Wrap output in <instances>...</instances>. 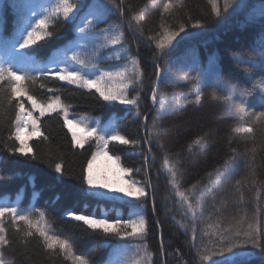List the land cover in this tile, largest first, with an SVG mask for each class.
I'll return each mask as SVG.
<instances>
[{
  "label": "trees",
  "instance_id": "16d2710c",
  "mask_svg": "<svg viewBox=\"0 0 264 264\" xmlns=\"http://www.w3.org/2000/svg\"><path fill=\"white\" fill-rule=\"evenodd\" d=\"M48 3L49 0H0V36L4 35L5 25L9 33L0 40V61L11 59L6 40L14 34L21 14L27 12L21 6ZM97 3L107 11L102 19L93 21L89 33H80L78 25L89 7ZM230 3L225 12L224 0H219L222 11L221 16L216 17L209 0H184L185 6L172 15H165L164 21L176 29L180 23L187 25L191 17L192 21L201 20L202 27L188 26L164 55L148 39L161 31L159 0H123V3L121 0H85L74 22L58 21L52 29L54 35L36 47L34 61L24 65L26 71L39 76L40 71L50 65L52 56L69 43L72 45L68 49L70 56L76 52L86 63L82 72L89 69L92 74L98 70L117 71L129 66L131 57L140 61L143 88L135 86L141 95L139 116L137 108L118 101L106 102L94 89L88 91L52 79L43 82L61 89L58 94L71 116L92 115L101 119V130L117 128L127 138L141 142L136 148L120 144H110L109 148L113 156L120 157L122 166L140 169L132 173V179L140 183L150 181L148 196L144 201H137L94 195L96 191L83 182L82 174L98 142L91 140L84 149L73 146L71 134L63 127L58 113L41 118L42 131L49 139L30 141L36 159L13 155L10 149L14 141L8 137L14 109L8 105L6 93L0 92V176H3L0 203L18 204L36 214L44 211L52 222V229L74 240L75 250L86 255L90 264L139 259L143 255L142 242L121 241L93 233L82 222L68 219L67 210L126 218L133 205L143 204L149 222L143 243L152 253V264H211L201 259L199 249L209 244L214 231L229 227L234 218L238 219L245 212L250 217L256 210L257 194L264 218V127L257 128L255 154L250 151L252 141L245 142L231 133L235 124L248 118L241 108L252 112L260 107V82L264 79V16L261 15L264 0H230ZM133 14L142 16L139 25L131 19ZM119 31L124 32L123 46L108 45L106 36ZM82 39L86 44L77 43ZM117 56L120 59H116ZM68 64L80 67L72 61ZM156 64L162 69L157 86L159 96L165 101L163 109L159 102L153 105L151 100ZM40 83L38 81L32 90L43 99L51 94L41 88ZM214 91L218 95L231 91V104L212 100ZM129 92L136 94L132 89ZM189 93H198L200 102L187 104L184 97L194 99ZM154 118L160 135L149 137L146 128L151 127ZM201 136L207 142L189 151L188 146ZM146 139L150 142L144 143ZM232 149L242 155L225 168L224 162L233 155ZM166 155L176 163L179 190L189 195L193 204L191 213L176 195L170 174L163 169ZM54 161L64 165L63 175L55 172ZM237 181H240L239 191ZM205 232L209 235L205 236ZM9 238L3 254L6 264H71L61 253L52 255L45 251L39 237L27 238L24 242L20 234L10 228ZM141 264H147L146 260ZM250 264L264 262L257 256Z\"/></svg>",
  "mask_w": 264,
  "mask_h": 264
},
{
  "label": "snow or ice",
  "instance_id": "6c2138e0",
  "mask_svg": "<svg viewBox=\"0 0 264 264\" xmlns=\"http://www.w3.org/2000/svg\"><path fill=\"white\" fill-rule=\"evenodd\" d=\"M123 3V0H121ZM212 12L216 17L221 16V7L219 0H209ZM85 0H49L47 5H22L27 12L22 13L11 39L6 40V45L10 50L11 59L0 61V92L6 93L7 103L14 109V119L11 121V130L8 139L14 141L13 147L10 149L13 155L19 154L22 156H30L31 159H36L33 153V147L29 143L33 138H42L48 140L49 137L42 131L41 118L52 115L53 113L60 114L63 120V127L67 128L71 134V143L73 146L84 149L85 145L91 140H96L97 150L91 153L90 159L87 161V166L83 170L82 180L89 189H104L108 192L120 194L122 197H129L132 200L144 201L148 196L147 189L150 187V181L140 183L132 179V173L139 172L140 169H132L124 167L120 164V157L110 155V144L128 145L136 148L140 145L137 139L127 138L117 128L100 130L97 126H90L81 119L71 116L66 106L58 93L59 87L48 86L43 81L52 79L66 82L67 84L75 85L77 88L93 89L99 97L106 101H118L122 105H131L137 108V115H140L139 102L141 95L136 90L135 86L143 88L144 72L140 66V61L131 57L129 66L120 68L117 71L98 70L95 74L82 72L81 69L86 67V63L80 58L79 54L73 52L69 57L67 51L64 52V67L60 66L61 61L55 56L50 60V66H45L39 73V76L32 74L24 69V65L34 61L36 47L41 45V42H47L53 35V28L61 19L64 21L74 22L80 11L83 10ZM161 8V29L155 36H149L148 39L155 43L156 49L161 55H164L168 50L174 47L173 41L181 33L186 32V28L190 26L192 29L202 27V21L197 19L192 21L188 18V24L180 23L178 28L173 29L168 25L163 17L172 15L177 9L183 8L184 0H159ZM231 6L230 0H224L223 11H227ZM39 9V11L37 10ZM107 11L102 4H92L86 16L83 17V22L78 25L80 33H89L94 20H100L104 12ZM261 15L264 16V4L261 7ZM89 16L92 17L89 19ZM131 19L139 25L142 16L133 14ZM141 35L143 31L141 30ZM9 35L5 25L4 35L0 36V40ZM107 44L111 46H123L124 32L119 31L116 34L107 37ZM179 43V41H177ZM116 59H120L117 56ZM72 61L80 67H72L68 64ZM19 65L20 67H17ZM264 67V65H262ZM162 69L159 64L155 65V81L151 86V100L153 105L160 103V108H164V98L159 96L157 82L161 80ZM195 79V78H193ZM41 81L40 87L45 88L48 95L45 98H39L33 92V86ZM129 89L136 92L131 95ZM260 107L259 110L246 112L243 108L240 109L248 117L246 120L235 124L231 133L234 137H239L245 142L252 141L253 146L250 151L256 152V131L258 127H264V79L260 82ZM194 95V99L184 97L187 104L199 103L201 96L196 93H189V96ZM211 99L224 105H230L232 101V92L218 95L215 91L211 94ZM179 98H177L178 102ZM14 102V103H13ZM29 105L30 107L26 106ZM38 113L39 115H35ZM147 115L144 120L147 121ZM148 136L160 135V130L157 127V119L152 120L150 128H146ZM146 139L144 143H149ZM207 141L204 136L196 138L192 144L188 146V150L192 151L195 146H202ZM231 143V139L229 141ZM163 147V145H161ZM151 152V148H149ZM233 155L224 162V167L227 168L233 164L242 154L237 153L236 149H232ZM243 155H246L243 154ZM147 157L145 162L147 163ZM104 162V167H100V162ZM114 163L118 168V173H114L109 163ZM56 173L64 174V165L59 161L53 162ZM163 169L171 176L170 183L175 188L176 195L182 203L186 205L188 213L193 210V204L190 201L189 195L179 190L178 168L176 163L169 160L166 155L163 159ZM219 172V169H217ZM254 174V173H253ZM116 178L113 179L112 177ZM127 176L128 179H124ZM3 176H0V180ZM237 191H239L240 181H237ZM195 187V186H193ZM94 195L102 193L94 192ZM243 197L241 196V200ZM257 204L255 212L249 217L247 212L238 219L234 218L229 227L214 231L213 239L208 245H203L199 249L201 259L211 261V264H250V261L259 257L264 262V218L260 214L259 194L255 197ZM155 213V207L153 208ZM65 216L76 222H82L93 233H102L106 237H116L121 241H141V251L143 255L134 261H117V264H141L142 260H146L147 264H152V253L148 249V245L143 243L146 240L149 232V222L144 214L143 204L133 205L128 216H116L110 218L107 215L97 216L86 212H77L75 210H67ZM158 225V222H157ZM14 229L17 234H20L21 239L27 242V238L39 237L40 242L45 251L49 254L61 253L66 260L71 261V264H90L89 259L83 253L75 250L74 240L55 232L52 229V222L49 220L44 211L34 212L25 211L18 204L0 203V264H4L2 259L3 250L10 243L9 229ZM205 236L209 233L205 232ZM195 239V238H194ZM195 247V245H194ZM161 251H163V241L161 240ZM213 257L217 259H213Z\"/></svg>",
  "mask_w": 264,
  "mask_h": 264
},
{
  "label": "rangeland",
  "instance_id": "374dc122",
  "mask_svg": "<svg viewBox=\"0 0 264 264\" xmlns=\"http://www.w3.org/2000/svg\"><path fill=\"white\" fill-rule=\"evenodd\" d=\"M77 43H84V44H86L85 43V40L84 39H82L81 40V42H77ZM92 44V43H91ZM72 45L69 43V45L67 46H64L63 48H62V50L61 51H57L56 52V54H54L52 57H56L58 60H60L61 61V63H60V66H65V64L63 63V60H64V52L65 51H67V55L70 57V54L68 53V49L71 47ZM69 62V61H68ZM50 66V65H49ZM83 69H81V71H82ZM86 73H90V74H92V70L91 69H89V70H87V72ZM77 119H81V120H83L84 122H86V123H88L90 126H93V125H95V126H97L98 127V129H100L101 130V126H102V123H101V119L100 118H97V117H94V116H92V115H87V116H78V117H76ZM101 125V126H100ZM29 143H30V141H29ZM109 154H111L110 152H109ZM112 155V154H111ZM115 156V155H114ZM109 163V167H111V169L113 170V172L114 173H118V168H117V166L114 164V163H112V162H108ZM100 167L101 168H103L104 167V162L103 161H101L100 162ZM113 179H115L116 177L115 176H113L112 177ZM124 179H128V177L127 176H125L124 177ZM94 191H98L99 193H102V194H106L107 196H110V197H116L117 199H119V200H124L125 198H129V197H122L120 194H117V193H113V192H108V191H106V190H104V189H96V190H94ZM5 250V249H4ZM4 250H3V254H4ZM2 259H3V256H2ZM3 261H4V264H6V261L3 259Z\"/></svg>",
  "mask_w": 264,
  "mask_h": 264
}]
</instances>
